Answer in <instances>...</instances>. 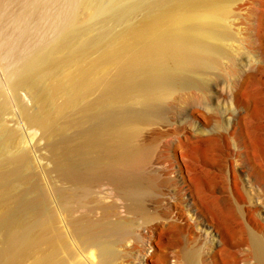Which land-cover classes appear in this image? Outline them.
Instances as JSON below:
<instances>
[{"label":"bare ground","instance_id":"1","mask_svg":"<svg viewBox=\"0 0 264 264\" xmlns=\"http://www.w3.org/2000/svg\"><path fill=\"white\" fill-rule=\"evenodd\" d=\"M232 1L77 0L59 20L56 34L20 55L8 71L10 89L24 91L32 102L31 108L22 106L25 119L44 138L58 177L83 188L106 180L116 196L132 200L128 210L142 220L136 229L115 221L93 231L87 221L84 236L92 240L101 233L114 234L111 244L132 238L136 264H170L162 252L180 259L191 239L196 246H209L207 260L212 264H238L237 253L250 244L226 204L230 186H237L238 179L255 199L248 231L264 245V203L258 199L263 189L240 160L244 152L251 163L264 165L263 145L256 139L260 137L245 123L263 124L264 96L244 92L249 76L233 96H214L219 91L210 86L213 94L204 96L209 112L193 110L189 115L191 120L196 114L201 117L192 125L200 134L193 138L170 114L176 105L202 96L201 75L215 67L225 69L220 59L229 48L223 43L234 37L228 23ZM8 105L0 85V114ZM213 105L225 110L226 131L217 137L206 130L215 121L210 114ZM235 133L240 143L233 140L234 150L229 152L227 142ZM155 135L165 137L174 153L191 160L186 172L178 170L180 185L168 186L170 179L161 174L158 162L152 164ZM17 141L13 131L0 132V207L9 204L15 209L11 215H0V264H26L35 243L33 227L22 225L16 215L29 209L32 198L26 200L23 191L33 189L31 157L13 151ZM151 164L154 168L148 170ZM232 164L236 181L230 179ZM202 166L224 174L217 178ZM147 192L160 197L159 211L150 212L142 204L140 198ZM189 220L200 226L191 228ZM97 249L100 259L106 247ZM257 263L264 264V257ZM33 264L46 263L38 259Z\"/></svg>","mask_w":264,"mask_h":264},{"label":"rangeland","instance_id":"2","mask_svg":"<svg viewBox=\"0 0 264 264\" xmlns=\"http://www.w3.org/2000/svg\"><path fill=\"white\" fill-rule=\"evenodd\" d=\"M76 3L77 0H0V85L4 89V98L9 104L0 114L2 120L0 132L5 133L11 130L16 133L18 141L13 146V151L26 152L30 155L32 162L28 167V173L32 177H30L32 183L29 186H33L34 191L31 189L28 192L27 187L23 192H26V200L29 201L30 198L33 200L27 201L29 205L27 211L16 213L22 225L33 227L35 243L29 250L25 263L33 264L41 259L46 264H136V252L131 248L132 238H130L131 241L128 239L127 243L111 244L115 239L114 234L101 233L93 236L92 240H87L84 236L87 221L92 223L93 231H96L102 223L115 221L126 222L128 230L136 229L137 224L142 220L128 210L132 200L116 196L106 180L95 181L87 189L83 188L81 183L79 185L72 180L71 182L69 179L58 177L52 170L51 161L47 158L48 150L45 147L44 138L38 130L30 127L25 119L22 106L31 108V100L24 91L15 93L8 85L7 75L12 62L24 52L38 46L42 39L55 35L58 22L65 19L73 4L76 5ZM228 23L234 37L229 43H223L224 46L229 47L220 59V64L225 69L215 67L211 69L212 71L201 75L198 87L200 95H198L201 96L202 93L201 97L210 96L213 94L210 91L211 87H216L219 93L217 92L214 96H233L243 77L249 76V84L244 92L264 96V0H233ZM236 58H243L244 62L240 63ZM201 97L185 105H176V108L170 111L172 119L179 123L176 125H181L192 138L200 135L194 132L192 125L198 124L201 117L196 114L191 120L190 112L208 110L205 97ZM211 109L210 114L214 116L215 121L206 130L217 137L218 134L226 131L224 127L226 125L222 121L225 110L215 105ZM245 123L259 135L260 138L257 136L258 141H256L260 142V147L263 145L261 149L264 152V122L258 127L249 126L248 121ZM155 137L158 140H154L153 143L152 164L158 162L161 174L170 179L168 186L180 185L178 170L181 168L186 172L187 160H191L182 158L179 153H174L165 137L158 135ZM240 139L238 133L230 138L227 142L229 152L234 150L232 141L237 140L240 143ZM240 160L253 182L263 189L258 199L264 203V165L256 166L251 163L249 155L244 152ZM76 163L74 164L76 167H83L79 162ZM152 164L148 165V170L154 168ZM202 167L212 172L217 178L224 174L223 171ZM234 168L232 164L231 173L234 172ZM235 173L239 176L237 172ZM230 179L236 181L234 173ZM230 192V195H226V204L229 205L230 212L234 216L235 224L244 229L245 237L250 238L248 249L237 253L238 264H258V257H264V245L248 231L253 227L249 216L252 217L251 201L255 199L249 195L242 179H238L237 186H230ZM31 194H33L32 197H30ZM142 195L140 200L142 199L141 202L148 211H159L160 197L148 192ZM14 211V207L9 204L0 207V215L3 216L11 215ZM184 217H186L185 222H188V217L186 215ZM192 222L189 220L191 228L194 226ZM199 222V219H196V223L201 225ZM193 241L192 239L188 241L180 259L176 258L173 252L168 255L163 252L162 254L170 264H186L187 261H190V264H212L207 260L209 246L203 247V244L196 246ZM99 247H106L100 259L96 257ZM152 263L157 264V260L149 262V264Z\"/></svg>","mask_w":264,"mask_h":264}]
</instances>
